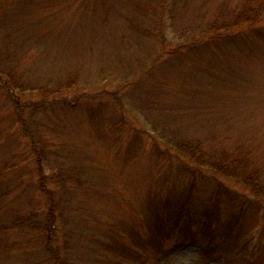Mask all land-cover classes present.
<instances>
[{"label":"rangeland","instance_id":"rangeland-1","mask_svg":"<svg viewBox=\"0 0 264 264\" xmlns=\"http://www.w3.org/2000/svg\"><path fill=\"white\" fill-rule=\"evenodd\" d=\"M246 4L0 0V264H264V205L167 143L264 181V0L235 24ZM187 190L233 230L168 221Z\"/></svg>","mask_w":264,"mask_h":264},{"label":"trees","instance_id":"trees-1","mask_svg":"<svg viewBox=\"0 0 264 264\" xmlns=\"http://www.w3.org/2000/svg\"><path fill=\"white\" fill-rule=\"evenodd\" d=\"M259 0H247V4L244 7H248V10L242 9L241 14L239 15L241 19L237 21L238 15L235 16V24L241 22H256L259 19L260 12L254 9L252 4H258ZM257 6V5H256ZM259 8V7H258ZM264 14V12H263ZM1 74V73H0ZM10 89L13 86L11 82H8ZM7 84V86H8ZM14 88V87H13ZM187 141V140H186ZM179 140L178 138H172L167 141L168 146L175 149L176 151L182 153L185 156H188L189 159L196 163L195 172L199 173L202 176H211L214 180L220 181L219 176L224 178H230L235 181L242 183L246 188L251 192L253 198L256 202L264 205V181L261 179L259 171L255 168L249 167L246 160H244L241 155H234L232 157H225L220 159H214L210 155L202 153L198 147L190 142ZM192 195L189 191H186V195L182 197L177 204L170 206V203H165V208H173V211L168 212L169 219L168 221H173L175 224H178L183 217L187 214L188 220L195 224H201L205 221V227H210V224L215 220V229L217 232H226L229 233L233 230L234 223L237 221V216H234L233 219L220 221V212L217 203L210 202L206 203L205 206L211 207V213L207 212V208H204V214H207L206 217L198 216L196 212L195 202H192ZM202 212L203 209L200 208ZM167 216V217H168ZM174 216V219H173ZM232 218V214L228 215ZM158 218V217H157ZM204 219V220H203ZM158 220V219H157ZM226 225H230L226 227ZM214 226V225H213ZM207 230V229H206ZM224 230V231H223ZM209 232V229L206 231ZM225 233V234H226ZM48 247L49 244H47Z\"/></svg>","mask_w":264,"mask_h":264}]
</instances>
